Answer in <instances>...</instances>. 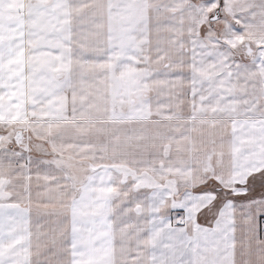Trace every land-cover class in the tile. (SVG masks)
I'll return each mask as SVG.
<instances>
[{
	"label": "snow or ice",
	"instance_id": "obj_1",
	"mask_svg": "<svg viewBox=\"0 0 264 264\" xmlns=\"http://www.w3.org/2000/svg\"><path fill=\"white\" fill-rule=\"evenodd\" d=\"M0 264H264V0H0Z\"/></svg>",
	"mask_w": 264,
	"mask_h": 264
}]
</instances>
